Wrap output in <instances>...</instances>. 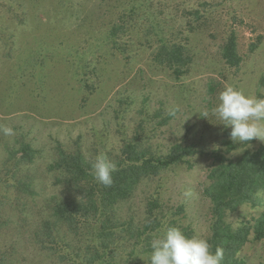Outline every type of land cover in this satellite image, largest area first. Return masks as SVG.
<instances>
[{
  "label": "rangeland",
  "instance_id": "obj_1",
  "mask_svg": "<svg viewBox=\"0 0 264 264\" xmlns=\"http://www.w3.org/2000/svg\"><path fill=\"white\" fill-rule=\"evenodd\" d=\"M142 2L0 0V126L15 131H0V254L10 251L11 264H78L74 257L63 261L57 252L17 243L19 220L27 218L20 214L19 186L28 179L36 183L39 195L30 203L35 216L46 199L62 193L47 170L59 145L79 149L87 161L116 154L134 139L155 155L175 143L194 146L186 162L144 179L118 205L120 228L98 264H150L151 240L166 226L208 240L211 203L203 188L213 153L225 152L230 143L234 151L227 156L236 160L245 150L264 147L256 139L234 144L230 128L213 113L227 85L264 97V0ZM155 22L158 36L149 45L148 28ZM231 31L242 57L238 68L220 56ZM156 40L185 49L191 63L182 75L154 62ZM25 144L32 145L34 160L19 162ZM259 195L257 206L227 213L232 228L254 224L264 210V191ZM92 238L89 233L81 243L68 240L72 251L90 252ZM237 256L245 264H264V241L249 236Z\"/></svg>",
  "mask_w": 264,
  "mask_h": 264
},
{
  "label": "trees",
  "instance_id": "obj_2",
  "mask_svg": "<svg viewBox=\"0 0 264 264\" xmlns=\"http://www.w3.org/2000/svg\"><path fill=\"white\" fill-rule=\"evenodd\" d=\"M138 1L143 5V0ZM157 25L159 23L155 22L148 28L152 41L149 45H154L153 36H158ZM220 56L229 67L238 68L241 65L242 57L237 51L233 31L221 46ZM152 57L157 65L167 67L177 75H182L185 72L183 68L191 63L185 49L179 44H170L168 40H156ZM228 145L225 152L213 153L215 161L203 188L211 203L212 224L208 242L213 251L217 248L222 250L221 264H245L237 256V251L251 235L255 240L264 241V210L250 228H232L226 221V215L243 204L257 206L261 203L259 193L264 191V147L253 152L245 150L240 158L232 160L227 154L234 151V146ZM193 147L175 143L165 154L155 155L149 148L140 146L137 139L125 141L116 154H106L117 167L112 174L111 186L106 187L94 178L89 161L79 149L68 151L59 145L58 153L47 165V170L55 178L53 185L63 188L62 193L46 199L47 204L35 216L30 203L35 194L39 195L35 190L36 183L28 179L29 182L19 186L17 201L21 203L19 206L22 205L20 214L27 218L19 220L17 243L24 242V246L29 248L39 246L52 255L57 252L63 261L74 257L78 264L103 262L107 257L106 251H111L110 244L115 242L119 227L116 217L118 205L131 199L144 179L171 165L186 162L195 153ZM31 148L32 145L28 144L21 147L19 162L34 160L35 152ZM24 176L28 178V175ZM33 216L38 217V221H34ZM89 233L94 240L90 252H86L87 247H83L82 251H72V243L68 239L81 243ZM10 254V251L1 253L0 264H11L8 260Z\"/></svg>",
  "mask_w": 264,
  "mask_h": 264
},
{
  "label": "clouds",
  "instance_id": "obj_3",
  "mask_svg": "<svg viewBox=\"0 0 264 264\" xmlns=\"http://www.w3.org/2000/svg\"><path fill=\"white\" fill-rule=\"evenodd\" d=\"M234 144L253 139L264 142V97L246 95L242 90L227 85L219 92L213 109ZM207 117V113L202 115ZM6 136H14L12 127L0 126ZM94 178L104 186H111L116 164L104 154L89 161ZM150 264H221L223 252L212 250L206 238L186 235L177 226H166L150 243Z\"/></svg>",
  "mask_w": 264,
  "mask_h": 264
}]
</instances>
